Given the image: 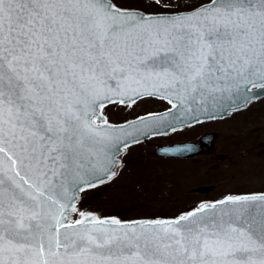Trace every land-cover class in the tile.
<instances>
[{
    "label": "snow or ice",
    "instance_id": "6c2138e0",
    "mask_svg": "<svg viewBox=\"0 0 264 264\" xmlns=\"http://www.w3.org/2000/svg\"><path fill=\"white\" fill-rule=\"evenodd\" d=\"M253 89L264 90V0L147 14L115 0H0V264H264V193L167 220L76 204L115 175L129 128L177 112L201 123ZM144 97L170 108L118 126L103 116Z\"/></svg>",
    "mask_w": 264,
    "mask_h": 264
},
{
    "label": "rangeland",
    "instance_id": "374dc122",
    "mask_svg": "<svg viewBox=\"0 0 264 264\" xmlns=\"http://www.w3.org/2000/svg\"><path fill=\"white\" fill-rule=\"evenodd\" d=\"M115 2L122 8L155 13L190 10L199 0H166L171 5L168 8L163 5L150 7L149 0ZM163 103L153 98H142L130 107L109 104L103 110V116L109 123H119L133 114L166 107ZM203 128L217 132L216 151L227 153L229 159L218 161L205 154L174 160L154 157L145 153L146 149L133 147L128 150L116 176L80 192L78 208L92 211L98 207L100 218L155 219L176 217L192 202L202 199L264 192V97L246 108L237 109L227 118L203 123ZM177 136L173 134L160 140H175ZM225 137L226 140L233 139L231 147L224 146ZM147 149L151 150V147ZM132 153H137L138 162L128 158ZM199 185H212L215 190L200 194L193 192ZM72 218L78 217L73 214Z\"/></svg>",
    "mask_w": 264,
    "mask_h": 264
},
{
    "label": "flooded vegetation",
    "instance_id": "af4514ba",
    "mask_svg": "<svg viewBox=\"0 0 264 264\" xmlns=\"http://www.w3.org/2000/svg\"><path fill=\"white\" fill-rule=\"evenodd\" d=\"M153 99H157V100L164 102L163 104L166 105V107H163V108L161 107L158 110L147 111V112L140 113V114L138 113L137 115L133 114L132 117H129L128 119H126L123 122L111 123V124L125 123L127 121L137 119L139 117L148 116L149 114L162 113V112H164L170 108V105L165 100H161L159 98H153ZM235 111H237V110L231 111L229 113V115L224 116V117L207 119V120L205 119V120H201L202 121L201 123H190L187 126L178 127V128H176V131L170 130L169 132L164 133V134H153L144 140H141L139 142H135V143L129 145L127 148H125L124 153L121 156V164L117 168L114 176L117 175L119 169L122 167V165L124 163V157L128 154V150L130 148H133V147H140L143 150L146 149L145 153H147L148 155L154 156V157L157 156L160 158H167V159H174V160H187V159H191L195 156H201V155H205V154L211 155V157L217 159L218 161L229 159L227 153H224V152L219 153L216 151V140H217V136H218L217 132L215 130H212V129L203 128V123L210 122V121L217 120V119L227 118L228 116H230L232 114V112H235ZM173 134L178 135L177 139L169 140V141L160 140L161 138L164 139L165 137L173 135ZM226 137H227V135H226ZM226 137H225V140H226ZM232 140L233 139H228V140H226V142L224 141L225 142L224 146L227 147V146H230L231 144H233ZM200 141H201L200 152H198L194 155L188 156V157H170V156L159 155L158 153H156V150L162 146L176 145V143L177 144H184V143L195 144L197 142L199 143ZM148 146L151 147V150L147 149ZM128 158H130L131 160L137 159V162L139 161L138 157H137V153H132V155L131 156L129 155ZM214 167H216V164L214 165ZM201 188H206V189L200 190ZM214 190H215V187L212 185H201V186L199 185L195 189H193V192L200 194V193H210ZM218 199H221V198H218ZM218 199H202V200H199L196 202H192L190 205L187 206L186 211H189V210L199 206L202 203L209 202V201L211 202V201L218 200ZM79 210H80V207H79Z\"/></svg>",
    "mask_w": 264,
    "mask_h": 264
},
{
    "label": "water",
    "instance_id": "95a60500",
    "mask_svg": "<svg viewBox=\"0 0 264 264\" xmlns=\"http://www.w3.org/2000/svg\"><path fill=\"white\" fill-rule=\"evenodd\" d=\"M130 10H133V9H130ZM136 11H139L141 13H145V12L140 11V10H136ZM145 14H147V13H145ZM250 94L253 95L255 98L250 100L247 104H243L239 108H232L230 111H217V112L214 113L215 118H220V117L227 116V115H229V113L231 111L236 110V109H243L246 106H248L251 102L256 101V100H258L260 98H263L264 97V90L253 89ZM165 112H167V110L162 112V113H165ZM162 113H158V114H162ZM176 115H177V117H179V119H175V120L172 119L171 114L169 115V119L168 120H163V121L152 120L150 118L147 125H145L143 122L138 124L139 131L129 128L128 131H129L130 135H128L126 137L128 144L130 145V144H133L135 142H139V141L144 140V139H146L147 137H149V136H151L153 134H164V133H167V132H169L171 130V127L178 128V127H184V126L188 125V124H186V125H181L180 124L179 120L180 119H184L182 113L177 112ZM148 116H144V117H148ZM205 119L207 120V118H205L204 116H201V120H205ZM137 120H138V118L134 119V120L127 121L125 123L112 124V125H114V126L124 125V124H128L130 122H135ZM190 123H193V122H190ZM133 137H135L137 139L134 141ZM200 148H201V141L199 143L197 142L195 144H192V143L177 144L176 143V145L159 147L156 150V153H158L159 155L170 156V157H188V156H191V155H194V154L200 152ZM124 150H125V148H122L121 153L116 157V160L118 162V166L115 169L112 170L115 173H116L117 168L121 164V155L124 153ZM106 181H108V180H106ZM205 189L206 188H201L200 190H205ZM262 193H264V192L262 191V192H257V193H248V194H242L241 193V195H252V194H262ZM234 196H236V195H234ZM77 197L78 198H77L76 204H77L78 200L80 199V192L77 193ZM211 202H215V201H211ZM206 203H210V201L206 202ZM194 209L195 208H193L191 210H194ZM98 211H99V208L98 207H96V208L94 207V209L92 211H87L86 210V211H83V212L90 213V214H93V215L98 217ZM106 218H110V217H106ZM115 218H117V217H115ZM173 218H175V217H172V218L171 217L170 218L159 217V218H156V219L167 220V219H173ZM101 219H104V218H101ZM134 220L144 221V220H155V219H134ZM121 221H123V220H121ZM127 221H133V220H129L128 219V220H126L124 222H127Z\"/></svg>",
    "mask_w": 264,
    "mask_h": 264
},
{
    "label": "bare ground",
    "instance_id": "6f19581e",
    "mask_svg": "<svg viewBox=\"0 0 264 264\" xmlns=\"http://www.w3.org/2000/svg\"><path fill=\"white\" fill-rule=\"evenodd\" d=\"M77 206H79V203H77Z\"/></svg>",
    "mask_w": 264,
    "mask_h": 264
}]
</instances>
